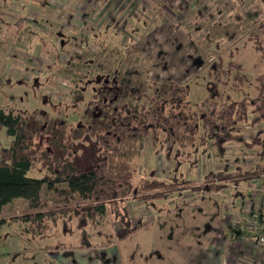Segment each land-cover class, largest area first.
<instances>
[{"label": "rangeland", "instance_id": "374dc122", "mask_svg": "<svg viewBox=\"0 0 264 264\" xmlns=\"http://www.w3.org/2000/svg\"><path fill=\"white\" fill-rule=\"evenodd\" d=\"M54 10L62 21L53 22L52 33L39 30L46 40L42 52L25 51L20 56L14 49L20 48L16 41L13 45H18L10 53L0 46V109L12 110L23 120L43 127L56 144L62 136L70 139L74 160L84 171L98 160L96 132L103 112L110 114L112 108L124 105L137 110L150 107L144 98L132 101L123 89L114 100H108L113 93L106 94L101 87L114 74L122 80L124 73L132 70L131 83L147 97L152 96L149 80L181 82L188 91L187 112L194 114L204 101L223 105L226 97L234 101L252 99L257 92L255 76L264 73V0H68ZM232 62L242 70L230 68ZM10 63L16 64L13 72L8 68ZM260 129L245 127L241 131L244 137L255 138L258 145L252 151L232 146L233 150L221 156L219 150L209 147L190 159L196 157L197 168L190 169L185 163L178 175L196 183L197 176L207 172L223 170L233 175L237 168L241 173H254L252 177L264 175L259 171L264 169V133L256 135ZM5 140L0 137L1 143ZM155 150L147 141L136 161L138 181L148 179L149 174L164 181L172 177L173 164ZM39 168L28 177H42L44 172ZM40 197L48 209L64 206L63 198L45 187ZM12 206L21 207L22 203ZM225 206V197L193 198L187 194L151 208L129 202L128 230L113 224L108 216L95 222L47 218L24 228L33 235L41 232L33 245L42 254L73 251L82 245H91L95 247L92 251H97L116 243L115 237L123 234L116 233L120 228L128 236L137 234L147 220L148 224L170 222L169 232H165L173 239L168 245L173 250L178 247V238L195 242L215 231L212 224L217 216L222 222L225 216L237 212L230 207L225 210ZM221 222L215 235L221 233ZM3 230L1 233H5ZM20 234L26 240L38 237Z\"/></svg>", "mask_w": 264, "mask_h": 264}, {"label": "trees", "instance_id": "16d2710c", "mask_svg": "<svg viewBox=\"0 0 264 264\" xmlns=\"http://www.w3.org/2000/svg\"><path fill=\"white\" fill-rule=\"evenodd\" d=\"M261 27L264 28V23ZM229 67L242 70L233 62ZM133 73L126 71L122 80H117L114 74L101 89L106 94L113 93L108 100H114V95L123 89L132 101L144 98L150 107L137 110L124 105L112 108L110 114L103 112L96 132L98 160L86 171L77 166L70 139L62 136L56 144L43 127L23 120L12 110L0 109V130L10 139L7 148L0 147V227L5 223L4 207L22 201L21 219L30 223L47 218L95 222L108 216L113 224L128 230L129 202L151 208L171 198L180 200L187 194L193 198L205 197L223 192L228 185L239 186L258 179L260 174L252 177L254 173H241L237 168L233 175L223 170L209 172L203 181L196 183L181 178L178 171L185 163H189L190 169L197 168L196 157L190 159L200 150L204 154L209 147L219 150L222 156L229 146L252 151L258 145L254 137L245 138L241 131L245 127L261 126L256 135L264 133V73L255 76L257 92L252 99L234 101L226 97L223 105L204 101L194 114L187 112L188 91L183 83L149 80L152 96L147 97L131 83ZM147 141L156 148L155 153L173 164L169 180H159L153 174L148 179H136V161ZM37 166L44 172L43 176L28 177ZM44 187L63 198L64 206L48 209L40 197ZM78 249L92 251L95 247L82 245Z\"/></svg>", "mask_w": 264, "mask_h": 264}, {"label": "crops", "instance_id": "0c3cea01", "mask_svg": "<svg viewBox=\"0 0 264 264\" xmlns=\"http://www.w3.org/2000/svg\"><path fill=\"white\" fill-rule=\"evenodd\" d=\"M66 1L68 0H0L2 51L10 50V53L20 43V48L17 46L20 50L14 48L18 55H22L25 51L42 52L43 42L46 40L40 31L46 30L52 33L54 23L62 21V18L56 15L57 10L54 9ZM14 41L18 42L15 46ZM9 69L12 72L16 70L15 64H12ZM1 136L6 140L3 143L0 141L2 144L0 146L7 148L10 139L5 136L3 130H0ZM259 170L262 171V169ZM203 178L204 176L200 178L197 176V183L203 181ZM251 182L263 185L264 175H259L258 179ZM251 182L239 186L228 185L223 192L208 194L227 198L228 206H225V210L230 207L237 212L231 214V217L225 216L222 222L217 216L213 221L215 225L212 224L215 231L201 236L198 240H194L195 242H187L186 239L178 238L176 240L178 247L173 250L168 247L170 241H173L168 233L170 222L157 224L153 221L148 224L147 220L142 229L134 235L126 236L127 231L123 232L120 228L116 233L122 232L121 238L116 236V243H110L107 247L97 251L76 249L56 252L50 250L41 254V249L33 245V242L39 239L41 232L34 234L38 237L31 240L20 237L21 232L25 236L33 235L31 231H28L29 228H24V226L36 223L21 219L20 214L22 213L20 212L23 209V202L20 201L21 207L8 205L3 209L5 223L0 227V264H258L256 262V240L259 234L264 233V200L260 193L250 198L248 188ZM245 205L249 207L245 208ZM7 209L8 212H5ZM253 216L256 217L258 227L254 232L247 231L245 224ZM220 222L224 223V226L219 230L221 233L215 235L214 232L220 227ZM19 226L22 229H19ZM7 228L10 233H7ZM3 229L5 233H1ZM160 231L162 232L161 237Z\"/></svg>", "mask_w": 264, "mask_h": 264}, {"label": "built area", "instance_id": "2783aa9c", "mask_svg": "<svg viewBox=\"0 0 264 264\" xmlns=\"http://www.w3.org/2000/svg\"><path fill=\"white\" fill-rule=\"evenodd\" d=\"M13 63H10L8 68L12 66ZM16 65V64H15ZM16 68V66H15ZM31 69V68H29ZM33 69H36L34 67ZM29 74V73H28ZM27 76V75H26ZM246 138V137H245ZM234 147V146H233ZM232 146H229L226 148V150H233ZM249 195L250 198L255 197L258 193L262 195V198L264 200V184L259 185L257 182H251L249 184ZM248 205H245V208H248ZM245 227L248 231H254L258 227V222L256 220V217L253 216L250 219L247 220ZM256 262L258 264H264V233H261L258 235L257 240H256Z\"/></svg>", "mask_w": 264, "mask_h": 264}]
</instances>
